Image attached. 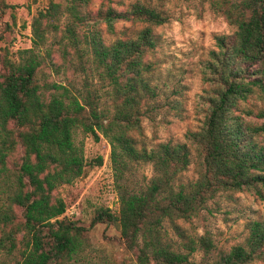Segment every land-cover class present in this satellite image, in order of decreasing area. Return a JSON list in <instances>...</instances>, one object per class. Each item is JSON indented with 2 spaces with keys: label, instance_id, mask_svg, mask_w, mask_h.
<instances>
[{
  "label": "trees",
  "instance_id": "obj_1",
  "mask_svg": "<svg viewBox=\"0 0 264 264\" xmlns=\"http://www.w3.org/2000/svg\"><path fill=\"white\" fill-rule=\"evenodd\" d=\"M113 3L97 0L92 9L91 0L48 2L31 19L30 48L15 60L0 48V264H74L87 245V228L63 215L65 203L55 193L85 166L73 142L76 129L107 141L118 202L116 214L96 208L89 226L116 224L136 264H264V217L249 220L243 241L226 250H214L207 237L195 239L178 223L220 193L264 198V0H208L232 30L212 34L213 47L196 62L205 85L195 95L200 124L182 141L152 146L137 137L144 110L159 96L149 54L157 43L153 27L167 17L143 1L120 10ZM6 8L12 5L0 0V15ZM118 21L140 27L116 36ZM57 31L63 65L74 67V59L85 65L102 94L47 79L45 69L58 65L49 48L40 49L46 33ZM101 96L107 107H99ZM192 158L195 176L181 183ZM144 164L151 175L134 181ZM197 246L203 254L194 262Z\"/></svg>",
  "mask_w": 264,
  "mask_h": 264
},
{
  "label": "rangeland",
  "instance_id": "obj_2",
  "mask_svg": "<svg viewBox=\"0 0 264 264\" xmlns=\"http://www.w3.org/2000/svg\"><path fill=\"white\" fill-rule=\"evenodd\" d=\"M60 1L4 0L12 8H6L0 15V48H6L10 58L17 59L19 50L31 47L32 17L43 10L48 2ZM133 1L135 0H114L113 5L120 10ZM136 1L156 6L167 17L166 22L153 27L157 43L149 54L156 65L152 82L158 86L159 96L156 103L144 110L140 121L141 133L137 138L146 146L158 142L182 141L184 132L195 130L201 120V115L195 112V95L205 85L200 79L196 62L205 57L207 50L213 47L212 34L229 33L232 28L219 13L211 9L208 0ZM96 5L97 0H91L90 7L94 9ZM63 20L60 18L56 22L60 25ZM139 27V24L118 21L115 23L116 36L122 35V32L129 35ZM105 36L107 39L114 37ZM58 39V31L46 33L44 46L40 49L43 52L44 48H49L51 60L58 65L56 71L45 69L47 79L66 85L73 92L89 90L102 94L100 82L83 63L84 69L75 59L74 67L63 65L57 52ZM99 98V107H107L108 99L105 96ZM173 98L177 103L172 102ZM73 142L80 146L85 166L77 178L69 184L58 186L55 193L65 203L63 215L87 228V245L74 260V264H136L124 249L116 224L96 223L89 226L90 217L96 208L105 207L114 214L118 209L107 141L99 134L95 140L90 134L76 129ZM97 158H101L100 163H97ZM150 175L149 164L139 165L135 168L132 179L142 182ZM194 176L192 158L188 167L179 175L178 181L186 183ZM263 217L264 198L236 191L218 194L208 200L206 207L196 216L186 221L179 220L178 223L195 239L207 237L214 250H226L243 241L246 235L245 224L249 220ZM163 230L168 237L175 238L166 222H163ZM202 254L201 247L197 246L190 259L198 262Z\"/></svg>",
  "mask_w": 264,
  "mask_h": 264
}]
</instances>
